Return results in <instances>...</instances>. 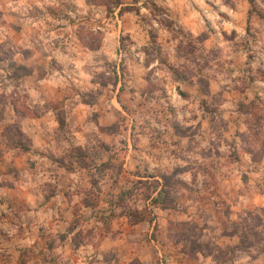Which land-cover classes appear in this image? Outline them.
<instances>
[{"label": "rangeland", "instance_id": "1", "mask_svg": "<svg viewBox=\"0 0 264 264\" xmlns=\"http://www.w3.org/2000/svg\"><path fill=\"white\" fill-rule=\"evenodd\" d=\"M30 11L59 35L69 100H53L57 127L40 151L0 105V264H264V208L241 207L245 184H230L243 151L264 156V93L230 99L264 79V0ZM14 51L0 50L11 83ZM64 172L78 177L60 195Z\"/></svg>", "mask_w": 264, "mask_h": 264}, {"label": "crops", "instance_id": "2", "mask_svg": "<svg viewBox=\"0 0 264 264\" xmlns=\"http://www.w3.org/2000/svg\"><path fill=\"white\" fill-rule=\"evenodd\" d=\"M49 2L58 4L59 0H0V50L2 45H16L18 51L13 52V60L17 64L31 69L30 74H24L18 77L17 82L11 83V76L8 70L4 68L0 56V97H2L0 105L5 108L6 120L13 122L19 118L18 122L21 129L31 139L29 147L33 151H40L51 143V139L46 137V130L49 131V129L57 127L53 100L55 102L58 99L69 100L68 96L66 97L69 93L66 80L62 72L53 65L54 61L60 65L67 63L63 59L64 50H61L57 41H54V38L59 35L49 38L48 33L43 28V23L40 22L41 18L34 16L30 11L34 6ZM67 25H69V21L58 27L61 31L59 34L65 35L63 30L66 29ZM34 30L38 31V36L44 41H34L32 35ZM253 64L256 65L255 60L251 61L250 66ZM234 80L238 83V80ZM230 88L233 87L230 86ZM262 92L264 93V79L261 77L253 78L249 79L246 88L243 87V91L236 93V90H232L230 99L238 96V100L249 102ZM14 96H17V99L18 97L21 99L26 97L32 109H22L23 107L16 103ZM37 104L44 106V108L36 114L33 110ZM77 104L85 107L83 103ZM237 147L240 152L243 151L239 144ZM240 156L241 159L236 157L232 167H230V184L236 183L238 188H240L241 183L245 184L243 189H245L246 194L242 195L244 200L241 207L264 208V156L260 160H255L249 152L244 151ZM43 158L42 156V160ZM244 174L245 178H242L241 176ZM67 175L71 179L78 177L75 173L64 172L60 174L58 178L63 177L65 179L60 186L67 185L66 189L60 191V195H63L65 190L74 188V183L71 185V182H66ZM233 207L240 208L236 205Z\"/></svg>", "mask_w": 264, "mask_h": 264}, {"label": "trees", "instance_id": "3", "mask_svg": "<svg viewBox=\"0 0 264 264\" xmlns=\"http://www.w3.org/2000/svg\"><path fill=\"white\" fill-rule=\"evenodd\" d=\"M17 66L21 68V72H20V74L18 75V77H20V76H22V75H24V74H30L31 69H29L28 67H26V66H24V65H17ZM28 148H29L28 146L24 147V149H26V150H27Z\"/></svg>", "mask_w": 264, "mask_h": 264}]
</instances>
